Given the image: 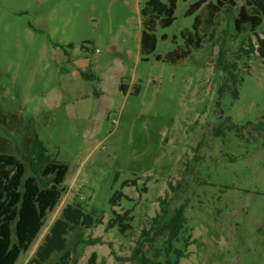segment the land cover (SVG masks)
Returning a JSON list of instances; mask_svg holds the SVG:
<instances>
[{"label":"rangeland","instance_id":"374dc122","mask_svg":"<svg viewBox=\"0 0 264 264\" xmlns=\"http://www.w3.org/2000/svg\"><path fill=\"white\" fill-rule=\"evenodd\" d=\"M196 1L177 0L174 23L157 27L156 49L143 56L144 0H0V114L30 124L48 155L68 166L60 203L15 264L33 259L76 202L104 224L67 235L72 264L93 252L98 264H132L153 219L167 222L184 203L180 264H264V59L245 53L256 36L237 33L244 0H235L218 13L203 48L173 62L170 53L186 50L182 32L197 16L186 12ZM23 132L0 125L12 149ZM133 178L146 190L125 187L130 200L114 207L132 210L124 236L106 230L108 200ZM89 239L99 242L85 245ZM165 239L143 238L142 252L153 258Z\"/></svg>","mask_w":264,"mask_h":264},{"label":"trees","instance_id":"16d2710c","mask_svg":"<svg viewBox=\"0 0 264 264\" xmlns=\"http://www.w3.org/2000/svg\"><path fill=\"white\" fill-rule=\"evenodd\" d=\"M187 1V0H184ZM236 6L235 0H197L189 6L186 16L197 13L191 29L182 32L186 50L179 49L169 57L173 62L187 58L193 50L203 48L204 40L209 36L215 24L218 13L226 8L232 10ZM177 0H144L140 10L142 18L141 53H153L157 46L154 35L157 27L168 28L175 21ZM237 33L252 32L256 36V43L249 37L250 47L245 53L256 51L264 59V0H244L237 17L234 19ZM263 27L260 33L257 31ZM259 34V35H258ZM168 36L163 35L162 40ZM177 37L172 38L176 43ZM157 60L162 56L157 55ZM143 57L141 61H147ZM0 125L8 130L19 133L21 142L12 149L10 142L0 137V264H15L22 253L29 251L43 230L48 213L53 212L60 203L64 192V181L68 166L54 160L48 155L47 147L38 134L28 124L23 127L22 119L14 114H0ZM28 172L30 174L28 175ZM139 178L125 179L121 182L120 190L111 193L108 204L112 209L111 216L106 222V230L117 228L119 233L126 235L133 229L134 217L132 210L117 212L114 207L125 200H130L123 192L125 187L133 186L140 192L145 188L138 187ZM119 181V174H115L113 183ZM113 189V184H112ZM185 203L176 209L173 216L162 222L159 217L153 219L155 231H143L139 237L133 254L127 259L132 264H180L185 256L184 249L175 247L183 234L186 225ZM102 217H95L86 212L80 202L68 204L61 215L52 224L49 233L37 248L35 256L28 264H72V252L68 249L67 235L76 228L91 229L103 225ZM166 236L164 248L157 250L153 258L142 252L145 238L154 242L160 236ZM143 237V238H142ZM99 239L84 241L85 245L96 244ZM189 246V243L186 242ZM161 252L164 259L159 260ZM54 254H61L58 261H53ZM174 256V261L172 257ZM84 264H98V255L93 252Z\"/></svg>","mask_w":264,"mask_h":264}]
</instances>
